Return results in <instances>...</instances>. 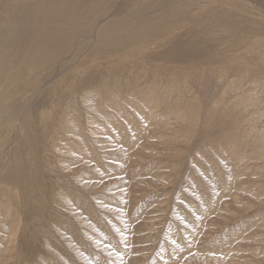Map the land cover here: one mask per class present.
<instances>
[{"label":"rangeland","instance_id":"rangeland-1","mask_svg":"<svg viewBox=\"0 0 264 264\" xmlns=\"http://www.w3.org/2000/svg\"><path fill=\"white\" fill-rule=\"evenodd\" d=\"M241 1L255 20L251 23L245 12L240 23L230 24L229 38H235V27L242 37L252 34L251 28L264 35V9ZM228 8L231 15L234 10ZM217 34L222 35L218 29ZM259 39L258 53L252 43L222 56L209 44L174 40L144 54L149 73L138 85L146 88L154 81L157 97L144 98L130 90L133 82L130 86L120 79L124 93L118 101L101 98L102 108L90 112L96 124L82 121L86 108L74 103L81 128L68 137L75 149L64 136L75 153L66 155L68 162L61 166L54 165L50 152L55 146L42 136L43 127L34 125L36 132L29 134L24 126L13 125L15 117L9 114L11 121L0 124V264H264V148L241 139L243 129L250 128L264 138V116L258 117L262 103L240 112L234 122L226 120L232 116L229 108L222 111L221 103L219 108L216 104L222 78L202 70L224 68L221 72L228 75L233 59L264 62V36ZM105 70L99 66L86 87L98 83ZM226 90L234 88L228 85ZM37 96L31 117L37 116L36 107L48 103ZM159 96H164L163 103ZM234 127L236 133L228 137ZM12 133L15 145L10 143ZM6 145L11 147L8 157ZM11 193L14 202L9 201ZM63 195L68 203L59 201ZM18 227V236L8 237Z\"/></svg>","mask_w":264,"mask_h":264},{"label":"bare ground","instance_id":"bare-ground-1","mask_svg":"<svg viewBox=\"0 0 264 264\" xmlns=\"http://www.w3.org/2000/svg\"><path fill=\"white\" fill-rule=\"evenodd\" d=\"M240 1L238 3L237 0H0V124L12 120L13 125L17 123L24 126L29 134L32 129L36 132V125L42 126V136L49 138L51 146L52 144L55 146L51 149L53 152H50L54 153V158L56 157L54 165L61 166L63 160L68 162L66 155L75 153L65 143L66 139H69L68 137L76 135V129L81 128L79 119L82 116L79 112L80 109L76 108L78 103L86 108V116L81 120L96 124L97 122L90 112L99 111L102 108L101 98H103V102L110 100L113 104L114 101H118L117 99L121 96L119 94L123 95L124 93L119 88L120 79H123L125 84L129 83L127 85L130 86H133L130 84L133 82L134 86L130 90L143 93L144 98L147 96L157 97L155 95L158 93L159 87L155 85L154 81L147 83L146 88L138 85L141 81L147 80L145 75L149 73L150 65L144 61L143 55L148 54L155 47H161L162 43L181 40L187 45L209 44L215 49L221 50L223 56L229 52H242L243 46L252 43L253 51L258 53V47H262L259 38L264 35H258L259 33H255L254 29L251 28L252 34L242 37L235 27L236 33L233 34L235 38L233 41L230 39L231 37L229 38L230 24L240 23L245 12L253 14ZM243 1L254 2L264 9V2L261 0V2L257 0ZM253 6L250 7L255 9ZM228 7H232V11L234 10L231 15L226 14ZM250 14H248L251 19L249 21L253 23L255 17ZM190 24L196 27L193 28ZM217 29L222 35L217 34L216 37L213 33ZM209 35L215 37L206 41ZM157 42H161V44H156ZM215 43H217L216 46H213ZM96 51L115 52L117 55L98 54L92 56L88 54ZM250 55L248 60L253 59V56ZM256 60L254 58L253 61ZM259 60L254 63H252L253 61L246 63L243 58L233 59L230 61L231 65L228 66V75L221 72L224 71V68L221 70L217 67L202 69L208 73L206 75L218 74V79L222 78L221 82L225 81L224 83L219 82L216 86L220 92L216 104L218 107L221 103L218 108L222 111L229 108V113L232 116L226 120L230 121L237 115L239 117L240 112L260 103H262L263 112L258 117L264 116V86H262L264 68L258 66L264 65V62ZM126 65L128 67L122 71L123 74L117 72ZM99 66L106 67L104 72L99 73L100 81L92 87H86L88 86L87 81H91L97 76L96 72ZM189 66L193 67L192 64ZM141 71L142 74H139ZM183 73L177 72L178 75ZM202 73L204 74V72ZM110 74L113 76L112 79ZM132 74L134 75L132 76ZM41 79L43 80L39 81ZM228 85L234 88V93L226 90ZM38 93L44 97L42 103L46 99H48V103L36 107V109L40 108L39 112L37 116L32 115L31 117L32 111L30 110L35 107ZM162 93L160 90V94ZM50 97L52 98L50 99ZM159 98L163 103L164 96H159ZM10 100L13 104L7 107V102L10 103ZM209 110L205 111V115L210 116ZM9 114H11V118H15L7 121ZM221 115L223 117L225 113L222 112ZM37 117L38 123L33 124L32 122ZM198 118L199 114H197ZM7 127L9 128V126ZM95 131L93 130V132ZM235 131L237 128H229V134L226 135L232 137L230 132ZM242 132L244 133L241 135L242 140L251 139L252 146L255 147L258 144L257 149L264 148V138L256 131L253 132L250 128L247 131L243 129ZM10 135L12 136L10 137ZM9 137L12 139L10 143L15 145L17 143L15 134H9ZM70 143L71 147L75 149L73 145L76 143L71 140ZM10 148L9 145L5 146L4 157H8L7 153ZM46 154L51 155L49 151ZM0 160L3 161V158ZM76 182L80 183L78 179ZM239 186L243 190V186ZM98 187L100 188V185ZM86 188L88 187L85 186L84 189ZM58 193V197H60L61 192ZM12 198L11 193L9 201H12ZM59 201L61 203L69 202L65 197L63 201L61 199ZM6 213L3 212V217ZM18 233L19 227L10 231L8 237H17ZM214 261L216 262V260Z\"/></svg>","mask_w":264,"mask_h":264}]
</instances>
